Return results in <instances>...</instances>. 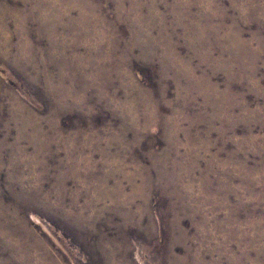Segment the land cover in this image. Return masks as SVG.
<instances>
[{
    "label": "rangeland",
    "instance_id": "rangeland-1",
    "mask_svg": "<svg viewBox=\"0 0 264 264\" xmlns=\"http://www.w3.org/2000/svg\"><path fill=\"white\" fill-rule=\"evenodd\" d=\"M0 264H264V0H0Z\"/></svg>",
    "mask_w": 264,
    "mask_h": 264
}]
</instances>
